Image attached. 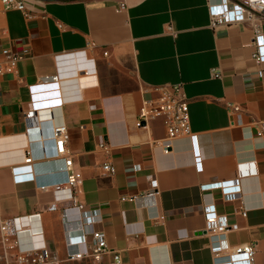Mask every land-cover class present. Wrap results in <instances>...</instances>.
<instances>
[{
	"label": "crops",
	"instance_id": "obj_1",
	"mask_svg": "<svg viewBox=\"0 0 264 264\" xmlns=\"http://www.w3.org/2000/svg\"><path fill=\"white\" fill-rule=\"evenodd\" d=\"M208 1L23 0L28 19L0 7V52L23 55L14 72L0 76V217L26 223L21 246L45 242L62 258L66 234L78 233L80 205L99 210L93 228L120 264H213L203 217L212 204L230 227L225 242L255 243L252 264H264V137L254 124L264 123V64L251 57L250 25L212 28ZM259 24L264 32V20ZM43 75L58 83L39 84ZM165 84H181L187 98L200 172L189 137L164 151L159 118L136 124L142 101ZM225 103L241 107L239 124ZM28 110H37L39 131L29 129ZM60 124L82 175L74 198L68 186H55L65 180L51 136ZM101 141L108 154L97 148ZM27 153L35 178L15 183L10 169ZM106 161L112 175L101 168ZM239 169L256 174L242 175L233 201L200 188L231 180ZM96 264H113L111 255Z\"/></svg>",
	"mask_w": 264,
	"mask_h": 264
},
{
	"label": "built area",
	"instance_id": "obj_2",
	"mask_svg": "<svg viewBox=\"0 0 264 264\" xmlns=\"http://www.w3.org/2000/svg\"><path fill=\"white\" fill-rule=\"evenodd\" d=\"M121 6L123 7V5ZM0 7L4 10H18L27 19L31 17L23 0H0ZM207 9L209 24L212 28L226 24L248 23L252 32L253 52L251 57L256 64H264V32L259 24L264 20V0H247L245 4L229 0H219V2L209 0ZM88 45L94 46L91 42ZM0 55V76L14 72L17 63L23 59V55L16 54L9 49L1 50ZM212 75L218 76L214 70H212ZM256 76H262L261 69L256 72ZM38 83L41 85L57 84L58 76H40ZM154 91L156 93L154 97L142 101L136 116V124L139 127H145L149 120L159 118L166 132V137L161 142L164 151L170 147V141L184 136L189 137L192 142L194 167L197 172H200L202 170L200 152L195 136L190 133L187 98L181 84L157 86ZM225 107L228 113L234 117L236 124H239L241 107L233 103H225ZM36 111H24L23 116L31 124L30 130L39 131L37 119L34 116ZM254 124L256 135L264 137V123L254 122ZM51 136L54 147L53 158L62 160L65 173V180L56 183L55 186L62 184L68 186L74 198L82 181V175L80 171L74 169L72 154L66 147V127L62 124L53 126ZM97 148L108 154L109 148L105 142L97 143ZM32 165V156L27 153L21 165H14L10 169L13 182L33 181L35 177ZM101 168L109 175L114 173V167L108 161L103 163ZM250 173L256 174V171L239 169L237 176L231 180L203 184L200 188L202 190L219 189L225 201H233L240 193L239 179L242 175ZM77 208L80 209L78 233L66 234V250L62 258L45 242L30 247L21 246L18 236L26 228V223L21 217L7 219L0 217V264H64L80 261L96 264L105 255H111L113 264H120L118 253L108 247L105 234L93 228V225L99 222V210L83 209L80 205ZM48 209L53 210L54 208L49 207ZM240 215L243 217L244 212H241ZM203 217L205 231L210 239L209 250L215 258L213 264H252L255 243L229 246L224 237L230 227L223 216L217 215L214 205L204 206ZM81 246L84 247L83 251L79 249Z\"/></svg>",
	"mask_w": 264,
	"mask_h": 264
}]
</instances>
